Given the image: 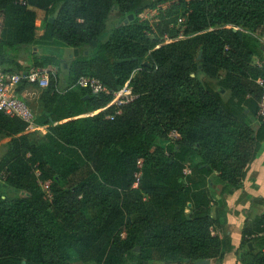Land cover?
<instances>
[{"label":"trees","instance_id":"16d2710c","mask_svg":"<svg viewBox=\"0 0 264 264\" xmlns=\"http://www.w3.org/2000/svg\"><path fill=\"white\" fill-rule=\"evenodd\" d=\"M164 4L156 27L141 20ZM263 29L264 0H0V66L21 70L39 43L81 51L65 85L52 77L42 90L38 131L0 113V264H222L234 247L211 186L242 189L264 143ZM83 76L112 93L133 77L139 98L119 114L112 94L68 89ZM238 253L264 264V214L246 221Z\"/></svg>","mask_w":264,"mask_h":264},{"label":"built area","instance_id":"2783aa9c","mask_svg":"<svg viewBox=\"0 0 264 264\" xmlns=\"http://www.w3.org/2000/svg\"><path fill=\"white\" fill-rule=\"evenodd\" d=\"M14 5L17 7H25L28 5V0H14ZM169 4L159 5L154 9L146 11L141 20L143 22H148L152 28H154L155 16L160 12L161 9H166ZM185 18H181L178 21V28L182 27V32L180 33L179 39L184 38L183 35ZM164 41H170L168 35L163 37ZM161 45H158L156 49H159ZM57 78V75L51 74L48 69L35 67L32 63L25 64L21 70H8L0 68V113L11 117L19 119L27 123V132H36L40 127L36 123L37 114L33 112L30 106L25 100L20 96V91L22 88L32 87L37 90H43L49 87L51 78ZM133 77H131L127 83L118 91L113 92L108 89L100 80L94 77L83 76L80 77L77 82L69 87L68 89L80 88L88 90L93 96L99 97L102 95H113V100L107 107L117 108V113L122 112V108L132 104L135 100L139 98V95L134 93V88L132 86ZM259 85L264 87V81L259 80ZM259 116L264 120V95L260 104ZM113 119V117H109ZM180 138L177 131H174L170 135V141L175 142ZM184 176L186 178L192 175V169L189 166L184 168ZM141 174L138 175L140 178ZM216 232L213 231V234Z\"/></svg>","mask_w":264,"mask_h":264},{"label":"crops","instance_id":"0c3cea01","mask_svg":"<svg viewBox=\"0 0 264 264\" xmlns=\"http://www.w3.org/2000/svg\"><path fill=\"white\" fill-rule=\"evenodd\" d=\"M31 63L26 62L23 66ZM0 68L13 71L17 66L5 65L0 66ZM65 83L64 79L62 84L65 85ZM20 96L23 100L26 99L28 102H32V105H39L36 100L39 101L41 92L32 87H26L21 89ZM37 112L38 115L40 113L39 109ZM222 188L223 185L214 178V183L211 186L212 196L220 204L223 203V200L227 203L228 234L234 247V251L224 257L222 264H241L238 257L242 253L239 254L238 252L242 244L246 221H253L264 214V143L257 159L250 166L247 177L243 181L242 189L235 191L231 195L221 197ZM156 263L164 264L159 261ZM211 264L213 263L211 262Z\"/></svg>","mask_w":264,"mask_h":264},{"label":"rangeland","instance_id":"374dc122","mask_svg":"<svg viewBox=\"0 0 264 264\" xmlns=\"http://www.w3.org/2000/svg\"><path fill=\"white\" fill-rule=\"evenodd\" d=\"M168 6H166L167 8ZM162 11H164V9H161L160 12L158 14H156L155 21L159 22L161 20V13ZM120 13L118 12H114L111 17L110 20L108 22V27L109 30H112L115 26V24H117L119 22V16ZM156 27V24H153ZM109 32V31H108ZM244 33H246L244 31ZM251 33V32H248ZM108 35V33H106V36ZM254 37L258 38L261 43L263 44L264 47V29L258 34H253ZM32 52L36 53V55L38 56H44V57H56L58 59L59 64L58 65H54V66H48L45 69H48L51 74H55L57 75V78L59 80V85L61 86L62 81L66 78V68H68V65L71 64V62L74 59V55H75V51L72 50L69 47L63 46L62 44L58 43V42H50V43H39L35 46H31L28 49L23 48V50L20 53L19 56V61L20 63L23 65L26 62H31L32 61ZM81 51H79L78 56H80ZM259 63V62H258ZM260 64V63H259ZM222 75H224V73H222ZM199 81L201 83H203V85H210L213 86L216 90L219 88V83L216 79H211L207 76H205L204 74H199ZM39 92H42V90H39ZM225 91H222V93H224ZM37 99V98H35ZM25 101L27 102V104L30 106V108L33 110V112L35 114H37L38 109H39V105L35 104L32 105V102H28L26 99ZM36 102H39L38 100H36ZM93 114L90 115H82V116H78L74 119L71 120H77V119H81V118H85V117H89ZM38 131V130H37ZM31 133V132H28ZM9 139H7L4 142H1L0 145H2L3 143L8 142ZM78 175L82 176L83 172L80 171L78 173ZM3 177V174H0V178ZM49 184H42V188L44 191H46L47 193H49V188H48ZM50 195V194H49ZM151 264H159L156 262H151Z\"/></svg>","mask_w":264,"mask_h":264},{"label":"water","instance_id":"95a60500","mask_svg":"<svg viewBox=\"0 0 264 264\" xmlns=\"http://www.w3.org/2000/svg\"><path fill=\"white\" fill-rule=\"evenodd\" d=\"M130 18H131V20H133V19H134V16H131ZM52 21H53V20H52ZM240 35L242 36V33H241ZM96 45H97V44H95V46H96ZM78 53H79V51L76 50V51H75V55L77 56ZM202 55H203V54L200 53L198 60H201V59H202ZM249 247H250L251 250L253 249V245H252V244H250ZM138 250H140V249H138ZM240 257L243 258V257H244V254L242 253V254L240 255ZM198 264H211V261L199 262Z\"/></svg>","mask_w":264,"mask_h":264}]
</instances>
